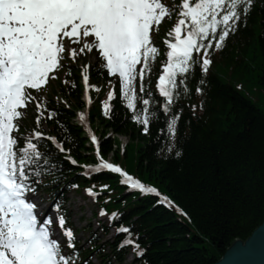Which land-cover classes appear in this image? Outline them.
<instances>
[{"label":"snow or ice","instance_id":"1","mask_svg":"<svg viewBox=\"0 0 264 264\" xmlns=\"http://www.w3.org/2000/svg\"><path fill=\"white\" fill-rule=\"evenodd\" d=\"M253 4L254 0H180L178 5H169L166 0H0V264H75L79 257L74 230L66 226L59 200L52 205V211L44 214L29 195L36 193L46 173L57 168L59 162H53L51 145L72 164L79 162L70 154L72 149L65 147L64 140L36 129L25 136L19 133L18 122L25 114L21 109L27 107V102L36 101L40 112L35 117L38 126L45 115L62 123L58 120L59 110L49 108L33 90L38 92L50 77L55 78L63 67L65 53L75 59L78 51L84 53L95 48L103 60L99 68L118 79L119 97L131 110V119L142 125L143 132H148L150 122L159 120L162 111L166 129L174 135L180 115L174 105L181 92L187 91L186 81L199 67L202 75L196 91H205L206 74L213 62L210 50L222 49L229 35L246 24ZM173 13L177 21L165 36L166 58L157 80L158 92L163 97L161 103L146 90L145 76L159 52L153 34ZM77 44L78 50L73 47ZM88 68L89 65L83 66L86 86L99 90L98 85L88 83ZM108 83L111 85L112 80ZM116 96L112 87L101 102L105 116L111 115L110 101ZM87 102L90 106V95ZM78 116L85 121L88 113L79 111ZM88 131L99 160L95 165H84L89 175L93 171L111 170L121 175V183L142 194L160 195L155 186L105 159L100 154V140L90 127ZM175 155L180 156L181 151ZM87 191L96 195L92 187ZM163 199L188 215L169 197ZM106 212L101 209L102 215ZM54 214L67 246L73 249L71 253L64 252L60 238L55 235ZM119 215L122 214L113 211L110 219L116 220ZM130 229L131 226L119 224L117 231L124 233V237L118 246L132 245L142 257L145 250L138 239L132 238Z\"/></svg>","mask_w":264,"mask_h":264},{"label":"trees","instance_id":"2","mask_svg":"<svg viewBox=\"0 0 264 264\" xmlns=\"http://www.w3.org/2000/svg\"><path fill=\"white\" fill-rule=\"evenodd\" d=\"M210 53L213 62L206 74L205 91H196L202 75L197 67L186 81L187 91L181 92L174 105L180 112L174 135L168 133L162 111L160 119L142 133L118 102L110 116L103 114L99 103L91 108L103 155L113 152L115 160L124 161L133 174L155 184L187 216L157 204L156 197L127 194L112 173L92 178L80 174V164L97 161V155L84 129L75 122L77 109L84 106L79 80L70 97L67 86L59 85L69 97L70 107L53 98L49 103L59 110L62 122L58 124L53 117L50 132L65 141L79 162L71 164L51 145L53 162L59 163L45 174L49 188L108 185L103 194L112 192L113 200L107 206L119 208L122 214L115 224L131 226L133 238L145 250L136 258L139 264H214L236 239L246 240L264 221V112L233 82L253 77L264 90V0H254L246 24L229 35L222 49ZM93 76L99 79L101 74L93 70ZM148 87L154 91L153 83ZM109 130L129 138L123 154L118 137L108 135ZM178 150L180 156L175 155ZM122 235L111 246L117 264H124L125 250L118 249ZM95 246L99 256L109 260L105 248Z\"/></svg>","mask_w":264,"mask_h":264},{"label":"rangeland","instance_id":"3","mask_svg":"<svg viewBox=\"0 0 264 264\" xmlns=\"http://www.w3.org/2000/svg\"><path fill=\"white\" fill-rule=\"evenodd\" d=\"M233 82L247 97L251 98L264 112V90L256 82L255 78L249 77V81L245 82L243 80L235 79ZM123 140L126 142L125 138H123ZM76 194L73 193L71 196V199L74 201V203L71 205L72 221L75 226L79 229V237L83 242L88 238L89 235L88 232L85 230V226L90 224L92 225V230L99 232L97 227L99 226L100 221H102V219L98 218L99 206L96 204V201L84 198V193ZM36 200L37 202L40 201L39 196ZM95 212L96 215L94 214ZM103 218V221L107 222L108 218ZM113 234L114 231L113 229H111L109 231L108 237H111ZM129 251L130 252L128 254L127 261L129 262V264H134L133 255L131 253V250Z\"/></svg>","mask_w":264,"mask_h":264},{"label":"water","instance_id":"4","mask_svg":"<svg viewBox=\"0 0 264 264\" xmlns=\"http://www.w3.org/2000/svg\"><path fill=\"white\" fill-rule=\"evenodd\" d=\"M214 264H264V221L246 240L236 239Z\"/></svg>","mask_w":264,"mask_h":264}]
</instances>
